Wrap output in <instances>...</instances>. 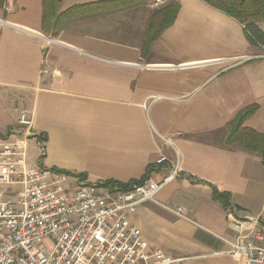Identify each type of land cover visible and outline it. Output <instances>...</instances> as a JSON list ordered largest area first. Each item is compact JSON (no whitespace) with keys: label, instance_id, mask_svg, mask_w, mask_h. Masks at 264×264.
I'll return each instance as SVG.
<instances>
[{"label":"crops","instance_id":"obj_1","mask_svg":"<svg viewBox=\"0 0 264 264\" xmlns=\"http://www.w3.org/2000/svg\"><path fill=\"white\" fill-rule=\"evenodd\" d=\"M156 1L0 0V144L28 111L27 167L66 174L74 189L161 183L179 167L133 224L186 264H239L230 244L263 229L264 163L229 142V126L256 105L244 126L264 134V47L204 0ZM173 3L174 23L149 44Z\"/></svg>","mask_w":264,"mask_h":264},{"label":"built area","instance_id":"obj_2","mask_svg":"<svg viewBox=\"0 0 264 264\" xmlns=\"http://www.w3.org/2000/svg\"><path fill=\"white\" fill-rule=\"evenodd\" d=\"M160 4L157 0L152 6ZM18 124L0 144V264H186L151 249L131 220L140 204L156 202L157 194L179 176V167L161 183L74 189L66 174L27 167V140L36 136L32 114L22 112ZM261 221L256 243L230 244L233 261L264 264V212ZM234 224L241 228L243 222Z\"/></svg>","mask_w":264,"mask_h":264},{"label":"trees","instance_id":"obj_3","mask_svg":"<svg viewBox=\"0 0 264 264\" xmlns=\"http://www.w3.org/2000/svg\"><path fill=\"white\" fill-rule=\"evenodd\" d=\"M212 7L221 10L231 17L235 18L245 27L247 39L254 45L264 47V32L258 27L257 23L264 21V0H204ZM179 12L177 3L171 4L169 7L161 10L153 19L148 36V43H152L158 39L161 34L170 27ZM256 105L243 109L236 119L230 124L229 142L238 141L247 150L259 153L264 163V134H257L247 129L244 124L256 111ZM81 180H85L84 176H79ZM132 184V183H131ZM108 188L127 189L129 185H122L114 182L104 183ZM215 198L225 200L226 195L215 192Z\"/></svg>","mask_w":264,"mask_h":264},{"label":"rangeland","instance_id":"obj_4","mask_svg":"<svg viewBox=\"0 0 264 264\" xmlns=\"http://www.w3.org/2000/svg\"><path fill=\"white\" fill-rule=\"evenodd\" d=\"M2 189L7 192L10 193L11 191H13L12 189L7 190L5 187H2ZM14 191H19V188H15Z\"/></svg>","mask_w":264,"mask_h":264}]
</instances>
